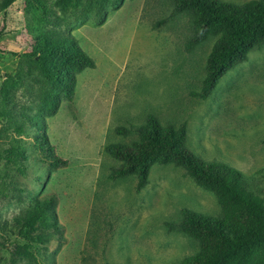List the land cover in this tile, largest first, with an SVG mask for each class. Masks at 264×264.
<instances>
[{"label": "rangeland", "instance_id": "rangeland-1", "mask_svg": "<svg viewBox=\"0 0 264 264\" xmlns=\"http://www.w3.org/2000/svg\"><path fill=\"white\" fill-rule=\"evenodd\" d=\"M60 2L14 0L0 7V264H35L11 261V250L25 243L13 218L34 199L50 196L59 232L34 246L37 264H179L198 251V243L177 229L168 231L165 223H178L184 208L219 216L216 197L181 168L157 164L137 193L134 176L109 179L119 162L104 147L138 140L135 130L148 115L162 125L185 122L192 153L249 176L250 190L263 197L264 44L201 100L191 92L200 90L215 38L185 51L193 24L191 16L173 12V0H122L117 9L115 0H80L65 12ZM50 31L75 38L95 68L76 76L71 102L44 117L46 86L38 83L31 53ZM40 118L65 167H49L53 154L36 140ZM119 127L129 134H117ZM11 147L24 157L7 160Z\"/></svg>", "mask_w": 264, "mask_h": 264}, {"label": "trees", "instance_id": "trees-1", "mask_svg": "<svg viewBox=\"0 0 264 264\" xmlns=\"http://www.w3.org/2000/svg\"><path fill=\"white\" fill-rule=\"evenodd\" d=\"M13 1L2 0L0 7L5 8ZM121 1L115 0L112 7L117 9ZM60 3L65 12L77 8L80 0H61ZM95 3L97 14L102 16V5ZM172 5L174 13L191 16L193 32L185 43V51L190 52L209 38H215L206 57L200 90L191 92L193 97L206 100L229 70L245 62L252 50L264 44V0L241 3L173 0ZM101 16L98 23L103 19ZM31 56L34 69L42 78L38 83L46 86L40 110L44 117L55 115L61 102H71L76 76L95 68L93 59L75 38L57 31L41 36ZM26 76L31 77V72H26ZM35 125L38 128L36 140L53 154L54 147L49 144L43 119ZM135 131L138 140L104 147L105 153L119 162L111 169L110 180L134 176V189L138 193L148 184L152 165H172L181 168L197 187L212 193L221 209L219 216H207L184 208L178 223H165L168 231L177 229L198 243V251L179 264H264V196L250 190L249 176L224 162L206 161L192 153L186 146L185 122L179 126L162 125L156 117L148 115L145 124ZM115 132L127 136L130 130L119 127ZM16 133H22V126L16 128ZM5 157L7 160L23 158L24 152L11 147ZM48 165L57 169L65 167L67 161L53 154ZM55 204L52 196L34 199L27 210L13 218L17 234L25 243L11 250L12 262L26 259L37 264L34 246H44L52 231L59 232Z\"/></svg>", "mask_w": 264, "mask_h": 264}]
</instances>
